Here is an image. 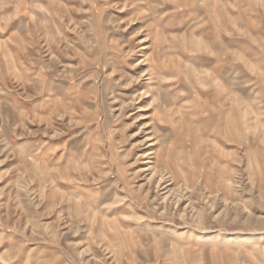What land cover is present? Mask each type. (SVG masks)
<instances>
[{
    "label": "rangeland",
    "instance_id": "obj_1",
    "mask_svg": "<svg viewBox=\"0 0 264 264\" xmlns=\"http://www.w3.org/2000/svg\"><path fill=\"white\" fill-rule=\"evenodd\" d=\"M0 264H264V0H0Z\"/></svg>",
    "mask_w": 264,
    "mask_h": 264
},
{
    "label": "crops",
    "instance_id": "obj_2",
    "mask_svg": "<svg viewBox=\"0 0 264 264\" xmlns=\"http://www.w3.org/2000/svg\"><path fill=\"white\" fill-rule=\"evenodd\" d=\"M239 1H240V0H239ZM219 2H220V1H219ZM235 3H236V2H235ZM221 4H222V3H221ZM225 42H226V41H225ZM228 42H229L228 45H226L227 49H228V46L230 47V46H232V45L235 43V41H232V40H229ZM225 50H226V49H225ZM229 63H230V62L225 61L224 64H223L224 66H226V71H227V65H228ZM226 71H225V72H226Z\"/></svg>",
    "mask_w": 264,
    "mask_h": 264
}]
</instances>
